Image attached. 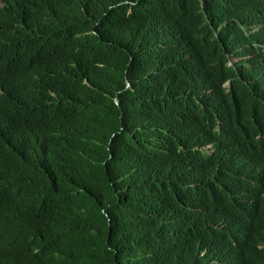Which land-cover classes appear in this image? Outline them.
<instances>
[{
	"label": "trees",
	"instance_id": "1",
	"mask_svg": "<svg viewBox=\"0 0 264 264\" xmlns=\"http://www.w3.org/2000/svg\"><path fill=\"white\" fill-rule=\"evenodd\" d=\"M263 45L241 0H0V264H264Z\"/></svg>",
	"mask_w": 264,
	"mask_h": 264
},
{
	"label": "clouds",
	"instance_id": "2",
	"mask_svg": "<svg viewBox=\"0 0 264 264\" xmlns=\"http://www.w3.org/2000/svg\"><path fill=\"white\" fill-rule=\"evenodd\" d=\"M241 11L245 15L248 22L257 25V28L264 27V8L253 2V0H241ZM264 48V45L261 46ZM251 56L234 57L228 56L227 66L234 67L237 63L243 60H247ZM249 64V63H245ZM232 85L231 80L222 83V88L229 90ZM250 89L256 91L264 90V67L254 79L253 85ZM254 114L250 119V130L252 132H263L264 131V102L259 101L254 104Z\"/></svg>",
	"mask_w": 264,
	"mask_h": 264
},
{
	"label": "bare ground",
	"instance_id": "3",
	"mask_svg": "<svg viewBox=\"0 0 264 264\" xmlns=\"http://www.w3.org/2000/svg\"><path fill=\"white\" fill-rule=\"evenodd\" d=\"M216 10V9H215ZM216 20V19H215ZM247 51H249L248 49H246ZM253 53V52H252ZM251 55V54H250ZM250 61V60H249ZM251 69V68H250ZM249 69V70H250ZM249 86V85H248ZM212 100H213V98H212ZM242 116H243V113H242ZM249 122V121H248ZM242 125H244V124H242ZM252 175V174H251ZM245 178V177H244ZM250 179V178H249ZM245 182V181H244ZM248 183V182H247ZM243 185H244V183H243ZM246 188V187H245ZM252 189V188H251ZM243 191V190H242ZM249 191H250V189H249ZM243 193V192H242ZM253 196V195H252ZM251 196V197H252ZM247 197V196H246ZM254 197V196H253ZM249 199H251V198H249ZM253 199V198H252ZM253 202V201H252ZM252 202H250V203H252ZM250 203H248V205L250 204ZM241 205H244V204H241ZM245 206V205H244ZM246 210H247V208H246ZM240 212V211H239ZM241 213H243V212H241ZM243 216V215H242Z\"/></svg>",
	"mask_w": 264,
	"mask_h": 264
}]
</instances>
